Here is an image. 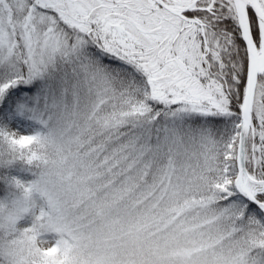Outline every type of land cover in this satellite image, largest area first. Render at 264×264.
<instances>
[{
  "label": "snow or ice",
  "instance_id": "snow-or-ice-1",
  "mask_svg": "<svg viewBox=\"0 0 264 264\" xmlns=\"http://www.w3.org/2000/svg\"><path fill=\"white\" fill-rule=\"evenodd\" d=\"M0 264H264V0H0Z\"/></svg>",
  "mask_w": 264,
  "mask_h": 264
}]
</instances>
